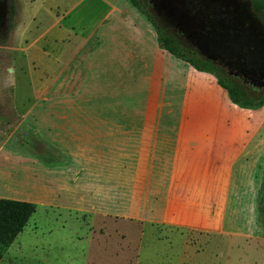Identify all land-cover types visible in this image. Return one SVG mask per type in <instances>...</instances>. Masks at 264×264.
<instances>
[{"label": "crops", "instance_id": "1", "mask_svg": "<svg viewBox=\"0 0 264 264\" xmlns=\"http://www.w3.org/2000/svg\"><path fill=\"white\" fill-rule=\"evenodd\" d=\"M102 4L103 15L93 28L101 31L100 43L87 58L92 81L84 95L98 94L101 102L109 85L122 84L123 112L61 124L73 129L63 135L76 141L68 149L55 143L69 156L65 166L6 152L0 156L61 173L48 183L25 177H33L29 168L24 167L30 173L21 172L18 181L28 178V190L42 206H90L91 190L95 204L107 203L111 213L127 220L264 237V103L256 109L234 105L214 75L161 49L153 26L129 0ZM28 123L50 141L37 119L32 122V104ZM16 181L0 171V188Z\"/></svg>", "mask_w": 264, "mask_h": 264}, {"label": "rangeland", "instance_id": "2", "mask_svg": "<svg viewBox=\"0 0 264 264\" xmlns=\"http://www.w3.org/2000/svg\"><path fill=\"white\" fill-rule=\"evenodd\" d=\"M140 1L169 36L182 35L170 15V5L163 0ZM239 1L252 18L253 27L264 36V24L252 12L250 2ZM15 3L14 28L5 42L0 41V153L29 156L26 152H41L31 131L43 138L28 123L31 104L32 122L37 119L38 129L52 142L43 140L67 148L76 141L63 135V131L72 128L61 124L118 115L124 109L122 84L109 85L101 102L98 94V98L93 93L84 96L92 81L87 58L99 45L101 36L100 29L93 31V28L100 22L104 5L102 0H15ZM5 23L6 6L0 4V34ZM76 98L75 107H66L67 111L54 117L49 106ZM50 101L54 102L47 103ZM89 151L93 157V151ZM26 163L0 156V171L5 170L17 179L0 188V197L30 200L36 206L0 264H264L262 236L253 239L210 235L127 220L111 213L107 203L95 204L98 199L91 190L89 201L94 203L90 206H42L38 195L28 190L27 179L53 183L61 173ZM24 167L34 173L32 178L31 174L25 175L27 181L22 183L18 181L21 172L30 173ZM101 175L105 178L106 174ZM105 192L107 189L103 195ZM262 208L264 217V205ZM246 223L244 229L248 234L251 221ZM261 225L264 228V218Z\"/></svg>", "mask_w": 264, "mask_h": 264}, {"label": "flooded vegetation", "instance_id": "3", "mask_svg": "<svg viewBox=\"0 0 264 264\" xmlns=\"http://www.w3.org/2000/svg\"><path fill=\"white\" fill-rule=\"evenodd\" d=\"M163 2L170 5L175 27L182 33L177 38L243 87L264 91V36L239 0Z\"/></svg>", "mask_w": 264, "mask_h": 264}, {"label": "trees", "instance_id": "4", "mask_svg": "<svg viewBox=\"0 0 264 264\" xmlns=\"http://www.w3.org/2000/svg\"><path fill=\"white\" fill-rule=\"evenodd\" d=\"M250 2L252 12L260 22L264 24V0H247ZM129 3L142 14L153 26L157 42L161 49L173 57L190 64L196 71L209 73L216 77L218 84L227 92L230 101L243 109H256L264 103V91L248 92L240 83L228 77L224 71L201 58L191 47L183 43L179 38L169 36L161 29L157 20L144 8L140 0H129ZM0 4L6 6L5 29L0 34V41L5 42L14 28L16 14L15 0H0ZM85 96V95H84ZM78 98L62 100L49 106L54 117L67 111L69 107H75ZM68 107V108H66ZM2 121L0 117V122ZM35 144L41 146V152H26V155L34 157L39 162L52 165L64 166L69 157L57 146L41 139L34 131H31ZM42 135V133H41ZM43 136V135H42ZM29 201V200H27ZM36 206L33 203L0 198V260L13 243L16 237L23 231L28 221L35 213Z\"/></svg>", "mask_w": 264, "mask_h": 264}, {"label": "water", "instance_id": "5", "mask_svg": "<svg viewBox=\"0 0 264 264\" xmlns=\"http://www.w3.org/2000/svg\"><path fill=\"white\" fill-rule=\"evenodd\" d=\"M239 49H240V48H238V51H239ZM257 58L261 59L262 57H261V55H259V56H257Z\"/></svg>", "mask_w": 264, "mask_h": 264}]
</instances>
